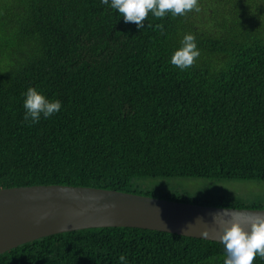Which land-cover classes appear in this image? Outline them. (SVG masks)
<instances>
[{
	"label": "trees",
	"instance_id": "1",
	"mask_svg": "<svg viewBox=\"0 0 264 264\" xmlns=\"http://www.w3.org/2000/svg\"><path fill=\"white\" fill-rule=\"evenodd\" d=\"M206 3L185 16L149 13L138 29L101 0H0V190L94 187L264 210V195L225 187L190 195L166 182L144 186L264 182V0ZM189 32L201 54L181 70L170 59ZM29 86L61 100L60 112L25 121ZM121 255L128 264H223L225 250L168 232L100 228L33 241L0 264H121Z\"/></svg>",
	"mask_w": 264,
	"mask_h": 264
},
{
	"label": "water",
	"instance_id": "2",
	"mask_svg": "<svg viewBox=\"0 0 264 264\" xmlns=\"http://www.w3.org/2000/svg\"><path fill=\"white\" fill-rule=\"evenodd\" d=\"M221 208L94 187L1 189L0 255L52 235L100 228H139L219 242L221 225L230 226L233 212L245 228L264 215L263 209Z\"/></svg>",
	"mask_w": 264,
	"mask_h": 264
},
{
	"label": "clouds",
	"instance_id": "3",
	"mask_svg": "<svg viewBox=\"0 0 264 264\" xmlns=\"http://www.w3.org/2000/svg\"><path fill=\"white\" fill-rule=\"evenodd\" d=\"M116 10L125 23H135L138 29L144 28V21L151 13L156 18H164L170 11L173 16H185L199 11V0H101ZM149 27L151 25H148ZM161 32L162 24L157 25ZM196 35L186 33L179 47L171 56L170 63L181 70L191 67L200 56ZM24 120L30 124L39 123L41 117L51 118L62 109V101L49 99L41 90L29 86L23 93ZM221 211L226 212V207ZM215 219L216 217L213 216ZM200 219V218H198ZM230 226L221 225L219 242L225 250L223 264H254L257 256L264 258V215H257L250 221V227L242 226L238 214L233 212ZM121 264H128L127 257H119Z\"/></svg>",
	"mask_w": 264,
	"mask_h": 264
},
{
	"label": "rangeland",
	"instance_id": "4",
	"mask_svg": "<svg viewBox=\"0 0 264 264\" xmlns=\"http://www.w3.org/2000/svg\"><path fill=\"white\" fill-rule=\"evenodd\" d=\"M211 0H206V7ZM212 4H214L212 2ZM211 4V5H212ZM219 7V6H218ZM215 9V4H214ZM222 9V7H219ZM209 27V26H208ZM162 182H166L171 190L177 192L195 195L200 191L211 188L212 190L222 189V187L227 188L233 194L237 196H242L248 198L253 194L264 195V182H245V181H232V180H222L215 181L210 179H198V178H178V179H149L145 180L144 186H155Z\"/></svg>",
	"mask_w": 264,
	"mask_h": 264
}]
</instances>
